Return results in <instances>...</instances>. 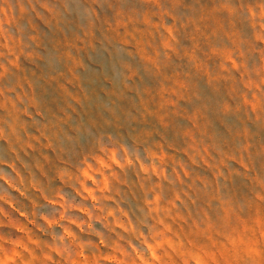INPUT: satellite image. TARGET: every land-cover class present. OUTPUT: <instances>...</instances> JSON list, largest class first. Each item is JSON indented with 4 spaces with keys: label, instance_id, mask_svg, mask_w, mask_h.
I'll list each match as a JSON object with an SVG mask.
<instances>
[{
    "label": "rangeland",
    "instance_id": "1",
    "mask_svg": "<svg viewBox=\"0 0 264 264\" xmlns=\"http://www.w3.org/2000/svg\"><path fill=\"white\" fill-rule=\"evenodd\" d=\"M0 264H264V0H0Z\"/></svg>",
    "mask_w": 264,
    "mask_h": 264
}]
</instances>
